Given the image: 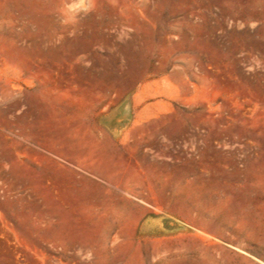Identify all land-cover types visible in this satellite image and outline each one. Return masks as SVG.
I'll return each mask as SVG.
<instances>
[{
    "label": "rangeland",
    "instance_id": "1",
    "mask_svg": "<svg viewBox=\"0 0 264 264\" xmlns=\"http://www.w3.org/2000/svg\"><path fill=\"white\" fill-rule=\"evenodd\" d=\"M0 264H264V0H0Z\"/></svg>",
    "mask_w": 264,
    "mask_h": 264
},
{
    "label": "crops",
    "instance_id": "2",
    "mask_svg": "<svg viewBox=\"0 0 264 264\" xmlns=\"http://www.w3.org/2000/svg\"><path fill=\"white\" fill-rule=\"evenodd\" d=\"M112 134H113V135H116V136H119V135H124L125 132H122V131H119V130H117V129H114V132H112ZM119 140L122 141L121 138H120V139H119V138L116 139V141H119Z\"/></svg>",
    "mask_w": 264,
    "mask_h": 264
}]
</instances>
